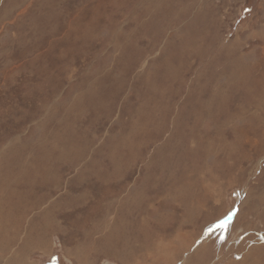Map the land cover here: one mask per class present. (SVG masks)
Listing matches in <instances>:
<instances>
[{"label": "rangeland", "instance_id": "obj_1", "mask_svg": "<svg viewBox=\"0 0 264 264\" xmlns=\"http://www.w3.org/2000/svg\"><path fill=\"white\" fill-rule=\"evenodd\" d=\"M0 264H264V0H0Z\"/></svg>", "mask_w": 264, "mask_h": 264}]
</instances>
